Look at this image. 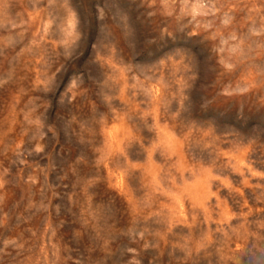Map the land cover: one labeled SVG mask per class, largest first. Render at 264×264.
<instances>
[{
	"label": "rangeland",
	"instance_id": "rangeland-1",
	"mask_svg": "<svg viewBox=\"0 0 264 264\" xmlns=\"http://www.w3.org/2000/svg\"><path fill=\"white\" fill-rule=\"evenodd\" d=\"M0 264H264V0H0Z\"/></svg>",
	"mask_w": 264,
	"mask_h": 264
}]
</instances>
